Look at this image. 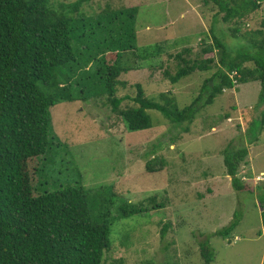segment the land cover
I'll return each mask as SVG.
<instances>
[{
	"label": "rangeland",
	"instance_id": "obj_1",
	"mask_svg": "<svg viewBox=\"0 0 264 264\" xmlns=\"http://www.w3.org/2000/svg\"><path fill=\"white\" fill-rule=\"evenodd\" d=\"M132 7L138 8L135 44L140 48L159 43L163 52L153 66L123 72L120 79L126 85H120L117 94L135 96L141 84L150 98L163 101L160 95L167 93L180 108L191 104L214 70H197L173 83L163 75L164 67L173 72L177 68L169 54L192 47L195 55L204 40L213 41V29L219 34L232 23L220 17L215 22L218 7L204 0H84L80 14L88 26L102 19L110 25L108 18ZM263 18L264 2L244 19L242 29L258 27ZM230 36L226 40L231 46L242 43ZM81 42L90 52L98 43ZM136 60L131 53L125 62L139 63ZM260 91L259 81L226 89L191 124H174L161 111L148 109L153 126L137 131L126 128L105 98L58 102L51 108L56 142L45 156L31 159L32 183L41 192L69 183L95 191L111 186L133 204L144 205V211L116 218L113 249L105 253L103 264H204L200 244L208 238L215 251L210 264H264V129L257 142L251 143L248 134L249 124L262 110L257 105ZM132 101L126 99L122 106ZM230 145L248 147L238 173L250 192L236 191L232 185L224 162ZM148 159H155L161 170L148 171ZM236 211L241 220L229 236L209 237L230 225ZM166 222L170 227L162 236Z\"/></svg>",
	"mask_w": 264,
	"mask_h": 264
},
{
	"label": "trees",
	"instance_id": "obj_2",
	"mask_svg": "<svg viewBox=\"0 0 264 264\" xmlns=\"http://www.w3.org/2000/svg\"><path fill=\"white\" fill-rule=\"evenodd\" d=\"M83 1L51 5L50 0H0V264H103L105 253L113 249L116 218L145 210L111 186L95 191L69 183L54 191L36 189L30 161L45 156L56 142L51 108L58 102L105 98L126 128L137 131L153 126L148 109L161 111L174 124H191L226 89L259 81L257 105L262 110L249 124L250 142H257L264 129V18L258 27L242 29L244 19L261 8L264 0H204L218 7L215 22L220 17L232 24L219 34L213 29V41L204 40L195 55L192 47L169 54L177 60V68L173 72L166 66L163 75L173 83L197 70H214L197 98L183 108L167 93L160 95L163 101L148 97L141 84L135 96L117 94L120 85H126L121 74L153 66L163 46L139 48L135 44L137 7L113 14L108 18L110 25L102 19L88 26L80 14ZM230 35L242 43L231 46L226 40ZM81 39L98 43L90 52ZM131 53L139 63L125 62ZM126 99L134 104L123 107ZM248 153L245 145L224 150L226 170L236 191L250 190L238 173ZM155 161L147 160L148 171L161 170ZM240 220L236 211L230 225L209 237L229 236ZM169 225L164 223L162 236ZM200 249L204 264H210L215 251L209 238Z\"/></svg>",
	"mask_w": 264,
	"mask_h": 264
}]
</instances>
